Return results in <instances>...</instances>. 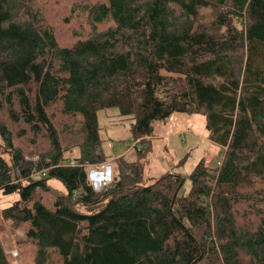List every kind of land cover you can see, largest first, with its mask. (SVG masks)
Wrapping results in <instances>:
<instances>
[{"label": "trees", "instance_id": "obj_1", "mask_svg": "<svg viewBox=\"0 0 264 264\" xmlns=\"http://www.w3.org/2000/svg\"><path fill=\"white\" fill-rule=\"evenodd\" d=\"M32 2L0 0V194L17 195L1 214L23 228L34 264H264V0H104L86 7L93 33L70 47ZM109 108L140 142L173 113L203 116L219 166L200 160L180 194V174L148 185L139 161L124 162L94 191L85 167L106 161L97 113ZM28 136L35 151L47 144L38 162L13 143ZM62 138L75 140V166ZM41 193L55 194L47 204ZM6 251L0 242V264Z\"/></svg>", "mask_w": 264, "mask_h": 264}, {"label": "rangeland", "instance_id": "obj_2", "mask_svg": "<svg viewBox=\"0 0 264 264\" xmlns=\"http://www.w3.org/2000/svg\"><path fill=\"white\" fill-rule=\"evenodd\" d=\"M104 0H33L32 6L40 15L44 23L50 26L55 35L56 42L59 46H72L77 40H84L93 33L90 16L86 7L101 3ZM205 23L211 20L209 13H205ZM113 23L108 20L95 24L96 31H105ZM57 126L67 125L68 119L62 118L57 111ZM73 119H71V123ZM99 138L101 140L100 148L106 156V161L98 166L107 163L113 164L114 178L116 168L119 165L134 161H139L143 167V183L152 184L155 180L163 177L168 173L180 174L184 178L180 194H186L189 191L191 183L188 179L189 174L195 168L200 160H204L205 166L211 170L219 166L222 158V149L208 139L205 130V119L201 115L173 113L167 120L155 122L153 124L154 138L146 141L135 143L129 133L132 120L130 118L120 117L116 108L99 110L97 113ZM76 122L73 123L74 127ZM62 137V136H61ZM63 139V138H62ZM32 138H13L15 146L23 149L28 160L38 162L40 152L47 148L44 140H39L40 150H34ZM37 142V141H36ZM74 138H64L61 141L65 164L69 165L70 161H76L78 150L71 149L74 144ZM133 145H136L133 147ZM122 150L116 155L118 150ZM142 151V155L137 152ZM0 155L9 161V152L4 148L0 138ZM93 165V166H96ZM89 168L86 165L85 169ZM41 174L34 172L31 178L38 179ZM48 184L59 192H65L62 184L56 180H49ZM263 187L264 183L256 186L255 190ZM108 190V189H106ZM97 192V191H96ZM249 192H252L251 190ZM55 193L43 194L45 203L53 200ZM17 195L3 196L0 194V242L8 253L17 252L16 257L9 255L11 264H34L35 255L34 247L24 239V230L22 227L14 228L11 224L2 218V209L9 207ZM248 203H242L240 208L247 210ZM85 211L84 208H80ZM239 210V209H238ZM237 212V211H236ZM239 213V211H238ZM237 213V214H238ZM236 214V223L239 226L244 225L240 217ZM252 227L258 221L252 215ZM254 220V221H253ZM49 264H59L56 256H50ZM247 260V258H245Z\"/></svg>", "mask_w": 264, "mask_h": 264}, {"label": "built area", "instance_id": "obj_3", "mask_svg": "<svg viewBox=\"0 0 264 264\" xmlns=\"http://www.w3.org/2000/svg\"><path fill=\"white\" fill-rule=\"evenodd\" d=\"M140 141H136L135 143H138ZM136 145H133L135 147ZM76 162L75 161H70L69 166H75ZM87 174H88V181L91 184L92 188L94 191H101V190H106L109 189L112 182L114 181V178L112 176L113 173V164L107 163L103 166H93L89 165V168L86 169ZM10 254L12 257L17 256V252L13 251Z\"/></svg>", "mask_w": 264, "mask_h": 264}, {"label": "crops", "instance_id": "obj_4", "mask_svg": "<svg viewBox=\"0 0 264 264\" xmlns=\"http://www.w3.org/2000/svg\"><path fill=\"white\" fill-rule=\"evenodd\" d=\"M151 138H154V136H152V137H150V138H147L146 140L151 139ZM146 140H144V141H146ZM4 250H7V249L5 248Z\"/></svg>", "mask_w": 264, "mask_h": 264}, {"label": "water", "instance_id": "obj_5", "mask_svg": "<svg viewBox=\"0 0 264 264\" xmlns=\"http://www.w3.org/2000/svg\"><path fill=\"white\" fill-rule=\"evenodd\" d=\"M122 150L120 149V150H118L117 152H116V155H118L119 154V152H121Z\"/></svg>", "mask_w": 264, "mask_h": 264}]
</instances>
